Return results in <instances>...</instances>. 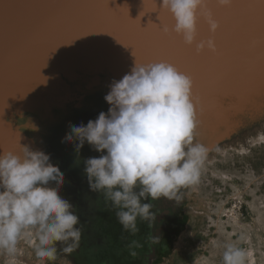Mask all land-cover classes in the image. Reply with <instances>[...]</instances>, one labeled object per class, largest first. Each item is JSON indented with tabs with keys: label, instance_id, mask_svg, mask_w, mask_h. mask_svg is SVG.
<instances>
[{
	"label": "clouds",
	"instance_id": "clouds-1",
	"mask_svg": "<svg viewBox=\"0 0 264 264\" xmlns=\"http://www.w3.org/2000/svg\"><path fill=\"white\" fill-rule=\"evenodd\" d=\"M217 3L229 7L232 0ZM159 7L175 21L164 26L165 35L181 36L197 53L216 50L214 35L197 40L200 17L210 33L220 28L206 0H160ZM192 87V79L173 63L136 60L130 73L111 83L104 97L108 112L86 126H70L66 139L79 142L77 151L87 142L102 153L85 162L90 188L105 193L119 209V223L133 235L139 231L138 219L149 220L151 227L155 216L152 205L142 199L165 197L179 203L182 190L200 182L209 148L195 139L198 120ZM53 183L57 187L50 186ZM63 184L64 174L43 151L19 142L0 153V252L14 258L23 236H34L38 260L54 261L58 242L65 245L64 254L79 248L82 228L76 227L80 221L72 204L59 193ZM249 257L243 247L227 243L222 261L248 264Z\"/></svg>",
	"mask_w": 264,
	"mask_h": 264
},
{
	"label": "rangeland",
	"instance_id": "rangeland-1",
	"mask_svg": "<svg viewBox=\"0 0 264 264\" xmlns=\"http://www.w3.org/2000/svg\"><path fill=\"white\" fill-rule=\"evenodd\" d=\"M112 1L109 7L114 4L119 8H127V0ZM206 35H202L204 38L201 39L208 38ZM252 38L249 40L252 47L246 49L248 52L242 48L247 57L258 48L253 42L255 37L253 41ZM163 49L166 50V47ZM209 51L204 50L202 55L208 58ZM241 70L255 79L256 72L251 67L248 69L244 59ZM254 89H260L258 83L247 92H233L240 96L238 100L241 102L237 105L240 106L239 110L245 108L243 112H235L228 101L224 104L225 110L220 106L218 113L207 124L198 122L195 134L198 143L202 131H206V136L211 132L208 128L215 124V119H220L223 125L214 128L215 134L211 132V138L206 137L209 143L205 146L209 148V153L200 182L182 190L184 223L170 250L157 264H223L225 245L232 242L252 252V256L249 252L248 264L252 258L253 264H264V95L259 90V96H255ZM241 98H244L243 101ZM21 117L15 118L14 125L28 137L33 134L26 131L25 127L40 130V116L29 121L28 116L24 119ZM50 186L57 187L54 183ZM59 193L62 198L73 203L75 191L72 188L59 187ZM241 236L243 240L239 239ZM33 242L34 236L21 237L18 254L10 258L0 252V264H72L69 255L62 252L63 243H57V258L46 261L36 258Z\"/></svg>",
	"mask_w": 264,
	"mask_h": 264
},
{
	"label": "snow or ice",
	"instance_id": "snow-or-ice-1",
	"mask_svg": "<svg viewBox=\"0 0 264 264\" xmlns=\"http://www.w3.org/2000/svg\"><path fill=\"white\" fill-rule=\"evenodd\" d=\"M207 7L219 17L220 28L214 34L217 48L213 64L200 63L193 58L188 68L180 66V53L164 50L163 28L167 25L164 9L157 7V0H144V13L159 12L160 24L149 23L142 27L140 20L131 19L126 10L112 9L110 0H0V106L5 90L3 72L24 59L35 45L44 44L35 70L27 78L23 91L27 92L32 81L43 82L41 69L50 55L61 45L96 33L116 35L120 43L134 49L137 62L143 61L141 52L175 64L193 82L192 94L197 108H204L202 124H207L219 111L221 94L229 91L247 92L254 87L253 78L242 71L243 40L258 34L264 46V0H232L226 9H218L217 0H206ZM177 57V59H172ZM259 88L264 95V51L259 70ZM22 95L9 88L8 96ZM201 96L203 104H201ZM7 127L0 123V133ZM15 140V131L11 132Z\"/></svg>",
	"mask_w": 264,
	"mask_h": 264
},
{
	"label": "flooded vegetation",
	"instance_id": "flooded-vegetation-1",
	"mask_svg": "<svg viewBox=\"0 0 264 264\" xmlns=\"http://www.w3.org/2000/svg\"><path fill=\"white\" fill-rule=\"evenodd\" d=\"M121 78L106 69L97 73L80 69L73 79L54 78L53 103L48 106L46 116L43 114L39 119L40 130L24 128L33 134L29 139L35 147L31 148L49 154L50 163L64 174V184L60 187L75 191L72 211L79 217L76 227L82 228V238L79 248L69 255L72 264H157L170 250L185 220L183 200L177 203L165 197L158 200L149 197L142 199V203L152 205L150 211L155 214L150 218L152 226L149 220L138 219L137 233L125 231L116 216L119 209L106 199L103 191L91 190L85 172L86 160L102 153L87 142L77 151L79 142L66 139L71 125L86 126L101 112H108L110 105L104 97L111 83ZM33 115L27 112L21 119L28 116L29 121L37 117Z\"/></svg>",
	"mask_w": 264,
	"mask_h": 264
},
{
	"label": "water",
	"instance_id": "water-1",
	"mask_svg": "<svg viewBox=\"0 0 264 264\" xmlns=\"http://www.w3.org/2000/svg\"><path fill=\"white\" fill-rule=\"evenodd\" d=\"M221 7V6H220ZM122 8H125L124 6ZM218 9L222 8H228V7H217ZM128 9V8H126ZM133 9V8H130ZM130 11V10H129ZM131 12V11H130ZM215 13V12H214ZM215 17L217 20H219V17L215 13ZM168 18L174 25L175 21L171 14L168 15ZM170 24V23H169ZM168 26H172L169 25ZM199 26H202L201 23H199ZM198 27V25H197ZM207 25V29H208ZM198 31L197 40H200ZM206 37H209L206 35ZM255 37V39H254ZM175 38V37H174ZM254 39V41H253ZM164 40V41H163ZM162 43L163 44H170L173 45L174 52H180V58H183V56H186V53L190 51V46L188 45L187 48L180 45L176 38L172 39L173 42L171 43L169 37L167 35L163 36ZM167 43H166V42ZM252 41L257 44L258 48L256 52L251 53V55H254L252 57L259 58L258 60L252 59L247 55L245 52H243V57L247 61L248 69L251 67L253 69V72L255 73V84H259V70H260V64L262 59V51H264V46H262L260 37L258 34H254ZM118 42V44L114 45L113 43ZM120 42L116 39V37H113L112 34L109 33H96V34H90L88 36L81 37L77 40H75L73 43L61 45L59 48L56 49L55 52H53L49 59L47 60V65L41 69V74L43 75V82H35L32 81L33 86L27 91L24 92L23 89L25 85L29 82L30 78H27L28 75L35 70V67L37 66V61L42 53V50L44 48V44H39L33 46L26 54L23 60H21L18 64H16L13 67L6 66L3 72V87L4 89L7 88L9 91V88H22L21 92L24 95L27 94H33L36 92L37 87H42L43 84L49 82V76L48 73L53 70L55 72V75L60 79V77H66L69 79L74 78L77 76V70L83 69L87 71H91L94 73H97L99 71H102L103 69L109 70L113 75L123 77L125 74L130 73L132 67L135 64V61L137 58H135V52L134 49L132 50L131 47L128 51H122L118 48L124 46L120 45ZM177 47H181L182 50L177 51ZM186 49V50H185ZM171 50V48H170ZM191 50H193L194 54H197L199 56L202 52L197 53L195 46L193 45ZM172 51V50H171ZM185 51V53H184ZM178 52V53H179ZM143 54L141 53V58ZM23 68L25 69L24 72L27 75H19V69ZM53 78V81H54ZM254 84V86H255ZM35 88V89H34ZM256 89V88H255ZM253 90L255 91V96H258L259 90ZM110 91V88H109ZM14 95V94H13ZM10 99L3 98V105L1 110L0 106V123H3L7 127L4 128L3 132L0 133V140L2 141V145H4L7 141L14 142L11 143L12 146H7L6 149H14L19 145V142L21 145H28L30 147H35L32 141L29 139V137L20 129L16 128L14 125L15 118L17 116H23L24 113L31 112L29 104L26 105L24 108L21 107V103H18V99L14 98V96ZM22 95H20L21 97ZM240 96H237L233 94L232 91L222 93L221 99L222 102H219V105L221 106L222 110L224 109V104L228 101L232 103V109L235 112H243V110H239V104L241 101L238 100ZM254 98V97H253ZM242 101L244 98H241ZM26 101H28V98H26ZM238 104V105H237ZM197 108V105H195ZM20 107V108H19ZM197 112V120L198 122L201 121V116H203L204 108L200 107L199 109H196ZM232 113V111H230ZM215 114V113H214ZM214 114L212 116H214ZM212 118V117H211ZM15 131V140H13L11 132ZM6 150V151H7Z\"/></svg>",
	"mask_w": 264,
	"mask_h": 264
},
{
	"label": "bare ground",
	"instance_id": "bare-ground-1",
	"mask_svg": "<svg viewBox=\"0 0 264 264\" xmlns=\"http://www.w3.org/2000/svg\"><path fill=\"white\" fill-rule=\"evenodd\" d=\"M122 1V0H121ZM112 2H114V3H116V2H118V0H114V1H112ZM127 2H128V4H127V8L128 9H123L122 7L121 8H119L117 5L116 6H113V5H111L110 6V8H112V9H121V10H126V12L129 14V16L131 17V19H133V20H135V19H139L140 20V22H141V26L142 27H147L148 26V24L149 23H154V24H160V19H159V12L158 11H154V12H150V13H144L143 11H144V0H127ZM110 4H112V3H110ZM159 5H160V0H157V4H156V6L157 7H159ZM216 7H219V8H221L220 7V5H218L217 4V6ZM130 8H133V9H130ZM222 9H226V8H222ZM131 12H130V11ZM169 14H171V13H169V12H167L166 10H164V16H165V19H166V22H167V25L169 24V25H172V23L173 22H171L170 20H169V18H168V15ZM199 23H201L202 24V26H199ZM171 27V26H170ZM198 31H199V36H200V39L201 38H204L203 36H204V34H207L208 36H211V35H214V34H212V33H210V31H209V28L207 29V23H206V21L203 19V17H200L199 19H198ZM218 31H219V29H218ZM217 31V32H218ZM203 35V36H202ZM168 37H169V39H171L170 40V42L172 43L173 42V40L172 39H175L176 38V40L179 42V43H181L180 45H182L183 47V49H184V47H186L187 48V46L188 45H186L184 42H183V38L181 37V36H179V35H176L175 33H171V34H169V35H167ZM252 36H253V34L252 35H250V39L252 38ZM113 37H116V39H117V36L116 35H113ZM175 37V38H174ZM249 39V37H246L244 40H243V42H242V48H244V50L246 51V52H248L246 49L249 47V46H251V42L249 41L250 40ZM118 40V39H117ZM119 41V40H118ZM164 41V40H163ZM215 41H216V45H217V40L215 39ZM252 41V40H251ZM166 42V41H165ZM167 43V42H166ZM114 45H116V44H118V42H115V43H113ZM120 45H124V44H122V43H119ZM166 45H168V47L166 46ZM257 45V44H256ZM162 47L163 48H165L166 47V50H168V51H173L174 52V47H173V45H170V44H163L162 43ZM252 47V46H251ZM170 48H171V50H170ZM182 48L181 47H177V51L178 50H182ZM191 48H192V46H190V51L189 52H187L186 53V56H183V58H178L179 59V63H180V66L181 67H183V68H188L189 66H190V63H191V61H192V59L193 58H197L198 60H199V62L200 63H206V62H208V63H210V62H214L215 61V57H214V53H213V51H209L210 53H209V56H208V58L206 57V56H204V55H202V53L199 55V56H197V54H194L193 53V50H191ZM118 49H120V50H122V51H128L129 52V48L128 47H126L125 45L124 46H122V47H120V48H118ZM132 50H133V48H132ZM186 50V49H185ZM249 50V49H248ZM179 52V51H178ZM143 55V57L141 58L143 61H159V60H163V57H154V56H151V55H149V54H147L146 52H141ZM180 53V52H179ZM184 53H185V51H184ZM251 54V53H250ZM253 55H249V57L251 58V59H256L255 57H252ZM135 58H136V54H135V56H134ZM172 59H177V57H172ZM244 60H245V58H243ZM247 59H248V57H247ZM246 61V60H245ZM143 63H147V62H143ZM245 65V64H244ZM78 70H80V69H78ZM107 70V69H106ZM25 71V69H23V68H20L19 69V75H27L26 73H28V72H24ZM86 73V72H85ZM48 76L51 78V80H49V82H47V83H45V84H43L42 85V87H37V90H36V92H34L32 95L31 94H27V95H24V94H22V96L20 97L19 95H13L14 96V98H16V99H18V96H19V100H18V103H21V107L22 108H24L26 105H28L29 104V106H30V109H31V111L36 115H38V116H40V117H42L43 116V114H44V116H46V114H47V108H48V106L51 104V103H53V97L52 96H54V93H55V80L53 81V78L54 77H57V75H55V72H53V70L52 71H50L49 73H48ZM76 77V76H75ZM80 77V76H79ZM105 78V77H104ZM73 79V78H72ZM95 79V78H94ZM90 80H91V78H90ZM96 80V79H95ZM103 80V79H102ZM84 81V80H83ZM101 81V80H100ZM67 87V86H66ZM35 89V88H34ZM4 90H8L7 88H5ZM21 90H22V88H15V91H20L21 92ZM5 91V94H4V98L6 99V98H8V99H10L11 97H9L8 96V92H6ZM66 92V91H65ZM193 95V94H192ZM259 96V95H258ZM56 97V96H55ZM26 98H28V101H26ZM253 98V97H252ZM254 98H256V97H254ZM261 98V97H260ZM259 98V99H260ZM193 100H194V97H193ZM57 101V100H56ZM203 102V99H202V96H201V104H203L202 103ZM249 104V103H248ZM247 104V105H248ZM254 104V103H253ZM195 105H196V103H195ZM240 107V106H239ZM1 108H2V106H1ZM20 108V107H19ZM4 108H2L1 110H3ZM197 109V108H196ZM245 109V108H244ZM218 113V112H217ZM43 118V117H42ZM216 121H214V125L212 126V127H210V128H208V131H211V132H213V134H215V131H214V128H217V126L219 127V126H221V125H223L222 123H221V120L220 119H215ZM211 122V121H210ZM211 125V124H210ZM224 129V128H223ZM211 132H209V133H207V135L208 136H206V131L204 132V131H202L200 134H201V137H200V143H202V144H204V145H206V144H208L209 143V140H208V138L210 137L211 138V136H210V133ZM206 137H208V138H206ZM203 139V140H202ZM11 143H14V142H10V141H7L4 145H2V141L0 140V153H2L4 150H7L5 147H6V145L7 146H12L11 145ZM224 144H226V143H224ZM14 148H15V146H14ZM234 233V232H233ZM227 234V233H226ZM225 234V235H226ZM230 236V235H229ZM226 237V236H225ZM224 238V237H223ZM230 238V237H229ZM224 240H225V238H224ZM223 240V241H224ZM233 241V240H232ZM233 243V242H232ZM223 244H224V242H223ZM216 247V246H215ZM218 249V248H217ZM250 252V251H249ZM251 253V256L253 255L252 254V252H250ZM251 259V258H250ZM249 262V261H248ZM253 262V258H252V261L250 262V264H253L252 263Z\"/></svg>",
	"mask_w": 264,
	"mask_h": 264
}]
</instances>
